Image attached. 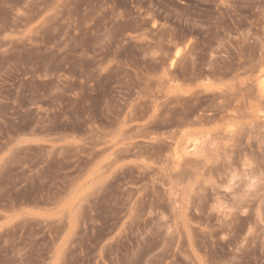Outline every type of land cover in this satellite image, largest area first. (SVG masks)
<instances>
[{
    "label": "rangeland",
    "instance_id": "rangeland-1",
    "mask_svg": "<svg viewBox=\"0 0 264 264\" xmlns=\"http://www.w3.org/2000/svg\"><path fill=\"white\" fill-rule=\"evenodd\" d=\"M0 264H264V0H0Z\"/></svg>",
    "mask_w": 264,
    "mask_h": 264
}]
</instances>
